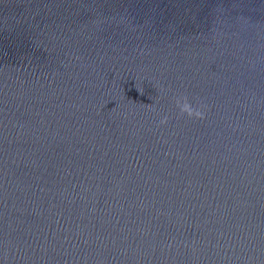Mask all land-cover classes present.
Instances as JSON below:
<instances>
[{
	"label": "water",
	"instance_id": "1",
	"mask_svg": "<svg viewBox=\"0 0 264 264\" xmlns=\"http://www.w3.org/2000/svg\"><path fill=\"white\" fill-rule=\"evenodd\" d=\"M0 264H264V0H0Z\"/></svg>",
	"mask_w": 264,
	"mask_h": 264
},
{
	"label": "clouds",
	"instance_id": "2",
	"mask_svg": "<svg viewBox=\"0 0 264 264\" xmlns=\"http://www.w3.org/2000/svg\"><path fill=\"white\" fill-rule=\"evenodd\" d=\"M175 106L179 110L178 116H186L188 119L203 120L205 118V110L207 105L199 101L193 105L189 96L186 94L177 95L175 97ZM154 110V107H153ZM169 117L165 115L160 121V125H166L168 123Z\"/></svg>",
	"mask_w": 264,
	"mask_h": 264
}]
</instances>
